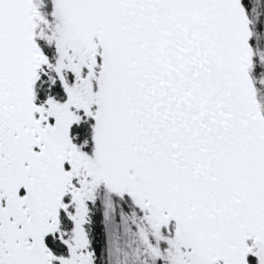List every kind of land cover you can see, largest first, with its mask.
Segmentation results:
<instances>
[{
	"label": "snow or ice",
	"instance_id": "6c2138e0",
	"mask_svg": "<svg viewBox=\"0 0 264 264\" xmlns=\"http://www.w3.org/2000/svg\"><path fill=\"white\" fill-rule=\"evenodd\" d=\"M0 264H264V0H0Z\"/></svg>",
	"mask_w": 264,
	"mask_h": 264
}]
</instances>
